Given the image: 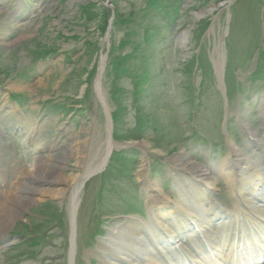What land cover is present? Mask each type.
I'll return each mask as SVG.
<instances>
[{
    "label": "rangeland",
    "instance_id": "374dc122",
    "mask_svg": "<svg viewBox=\"0 0 264 264\" xmlns=\"http://www.w3.org/2000/svg\"><path fill=\"white\" fill-rule=\"evenodd\" d=\"M87 1L101 3L104 0H28L29 4L26 5L24 10H22L23 4H20L22 0H0V86L5 89L0 95V104L3 103V99L8 93H19L26 97L22 105H8L13 106V108L5 110V112L1 110L0 106V124L6 127V132L13 137V139H5L0 142L1 146L6 149V159L10 161V178L8 180L10 182L6 186V192L4 190L0 192V207L1 211L5 207L6 214L4 215L12 214L7 213L8 211H14V214H17L13 219L14 222L11 221L12 224L10 223V228L8 227L6 231L8 235L15 229L14 226L17 222L21 219L27 220L25 214L28 211H34L33 208L37 204L48 198L59 200L68 206L77 178L65 180L64 177L79 174L88 165L96 163L103 154L104 145L102 143L107 137L106 118L95 91L94 80L89 88L91 93L87 101L88 106L92 105L91 114H89L90 119L80 116V121L75 122L71 121L69 116H62L58 112L50 113L48 111L51 103L65 102L64 98H73L74 96L77 98L78 95L83 93L85 84L82 81L85 75L81 71V67L86 63L88 65L89 62L84 55L79 56L82 53L80 48L82 41L76 37L84 36L87 29H84L83 23L85 20L77 2ZM203 1L183 0L181 18L173 26L172 31L169 32V38L162 42L163 45L154 57V59L158 58L159 61L157 64L151 65L153 81L146 87L138 101L142 111L146 113L138 122V131L142 129L145 131L144 126L149 121L148 124L152 134L146 129V136L143 139H138L139 141L137 140L135 143L132 140L128 143L122 142L123 139L117 140L120 143L118 149L134 146L135 149L139 150V162L137 163L136 159L137 164L135 163V166L140 170L144 168L143 164L146 165V160L149 158L146 154H149V149H152L150 143L154 146L160 145L161 138L158 129H161V133L165 138L164 143L159 146L157 151L161 154V152L165 153L171 148L168 143V136L181 134L180 138L182 137L184 140L183 133H186L185 136L188 135L187 133L197 135L194 132L193 124L196 132H202L208 138H211V135H216L212 133L217 131L213 130L214 128L219 129L221 127L220 116L213 129L204 126L206 121L204 117H201L199 121L193 120L192 117H185L189 111L187 99L190 96L188 94L191 91L192 94L196 93L195 89L200 80L199 75L192 77L184 69L186 60L190 59L193 52L196 51V42L192 38V34L198 31L197 26L200 20L210 17L212 20L213 48H216V45L221 43L227 21L224 10L227 3L232 0ZM131 4L135 7H141L144 0L118 1L119 9L124 13L129 11ZM242 5H244L243 8ZM237 8L242 10L239 14L233 16L234 23L231 27L233 53L230 52L231 56H229L225 73L229 105L237 98L238 92L241 91L243 94L242 88L239 87L237 82L236 69L245 67L250 53L256 50L253 46L247 45L246 38L247 42L256 39L255 33L261 27L259 26L261 25V5L258 1L241 0L237 4ZM152 24L157 25L158 23L153 20ZM159 26L155 27L159 29ZM93 27V23H90L87 27L91 32L89 37L101 39L99 35L93 33ZM123 32L124 29H121L117 36L120 37ZM59 33L64 37L57 36ZM42 44L58 46L60 53L67 52L70 54L71 60L73 59L72 62L63 60L64 55L62 54L57 55L52 60H33L32 56L29 55L30 50H38L42 47ZM106 45L108 47L109 43H106ZM129 49H131V46L125 47L123 51L126 52ZM143 52L145 56L150 54L149 50H145V46ZM256 52V69L249 79L257 78L264 81V52L259 50H256ZM254 61L253 57L249 63L251 68ZM139 62L140 55L132 60L133 65H138ZM245 71L239 70V78H243ZM25 75L28 77H25ZM11 82L16 83V85L12 88H6L11 85ZM213 82H216V80ZM119 85L124 88L123 92L120 93V103L128 107V111L123 118V125L132 127L134 125V111L130 105V78H122ZM189 85L192 88L190 90L188 89ZM216 85V83H208L205 86L201 113L209 114L206 110L207 107L209 110L212 100L219 102L220 108L223 99L220 93L217 92ZM102 90L107 99L108 88L102 85ZM49 98L52 102L47 107L43 106L42 101ZM248 105L249 102L245 97L241 106V113L237 103L236 108L233 109V114L238 115L240 113L238 115L240 120H234V123H239L240 140L237 138L235 143L241 150L247 148L246 144L249 141L247 138L249 135H246L245 131H251L255 135H250L253 139H257L256 136L264 138V124L259 118L264 106L260 102L259 106L256 107L260 113L248 116L246 114ZM244 120L248 123V130H244L240 125H245ZM228 129L230 132L233 130L229 122ZM121 131L124 132L125 130L121 129ZM143 135L145 134L143 133ZM241 136L243 140H241ZM150 137L151 142H149ZM207 140L210 144L212 143L211 139ZM216 144L218 145L216 154L209 157L210 148L207 143L196 141V143L183 142L180 144L179 142L176 152L167 161L168 166L166 168L172 170L173 166H184L183 159L176 161L174 157H183L181 154L187 155L195 160L198 167L201 168L194 172L199 179L203 171L206 172L209 169V167L206 168V165L218 167L221 158L228 153L226 146L223 147V141ZM35 149L38 154L33 157L32 153ZM142 153L143 157L141 156ZM262 153L263 151L259 155L256 154V156L264 163ZM31 165L35 166L34 173L37 172L39 165L44 173L47 171L52 172L54 175L50 176L51 178L57 176L56 181L47 180L46 177L38 178V176L27 175ZM158 172L162 173L160 170ZM134 175L135 177L136 175L142 176L136 171ZM94 180L98 182L97 178ZM157 180L163 182V173L158 176ZM65 181H68V183L64 184ZM112 183H115L113 177L103 179V201L107 203V205L105 203L99 204V207L103 209L113 206L110 201H119V197L127 191L126 179L119 180L120 187H113ZM216 183H219L218 180H216ZM15 185L18 188L13 189ZM87 191H89V188ZM13 193L14 195H12ZM15 196H18L21 201H23L22 199L26 201L20 206L19 202L15 201ZM217 199L227 207H232L233 200L226 182L221 183V193H219ZM94 201V199H91V205ZM91 205L85 203L84 209H86V206H90L89 209H91ZM83 217L84 219H80L81 238L79 239V255L76 264H89L90 259L94 260L93 263L101 264L98 257L93 253L96 250V245L90 248L85 243L88 234L92 231V228L88 226L92 215L86 218L84 212ZM59 232L60 230L57 234ZM2 240L0 239V242ZM68 240L69 229L67 223V226L63 228V234L53 238L51 244L44 245L42 254L34 258L35 264H42L43 261L44 264H67ZM8 241L14 242L15 240L10 238L5 243ZM8 249L6 244L0 246V264H12L13 261H17V258H14V252H10ZM52 255H55V258L50 262L49 257Z\"/></svg>",
    "mask_w": 264,
    "mask_h": 264
},
{
    "label": "bare ground",
    "instance_id": "6f19581e",
    "mask_svg": "<svg viewBox=\"0 0 264 264\" xmlns=\"http://www.w3.org/2000/svg\"><path fill=\"white\" fill-rule=\"evenodd\" d=\"M31 87V86H28ZM248 158H251V156H248ZM34 165L30 166V170L28 172L27 175L30 176H38V178L41 177H46L47 180L51 181H56L55 178L57 179V176H51L50 175H54L52 172L47 171L46 173H44L42 171L41 166H38L37 172L34 173ZM226 177L229 180V182L231 183V187L233 188L234 193L236 194V196L239 198V200H236V206L233 207V209L236 208H243L244 207V203L247 204V206L249 207H253L252 208V214L253 216H255V211H261L264 212V173L260 170H257L255 166L250 165L247 166V164H245V166L242 165V163H239L238 160H236L235 158H232L231 160H227L226 161ZM86 171L85 173L81 174L78 176V179L80 180L84 175H86ZM78 175V174H77ZM77 175H70L67 177H64V179L66 180H71V178H76ZM68 181H65L64 184H67ZM18 187L13 186V189H16ZM35 188V187H34ZM247 189L248 192L247 193H241L238 192L239 189ZM7 188H4V192H6ZM20 190H26V189H20ZM36 190V188H35ZM205 190H201V193L203 194ZM8 193V192H7ZM10 193V192H9ZM14 195V193L12 194ZM75 196V194L73 195V197ZM14 198V197H13ZM23 201H21V199H19L18 196H15V201H18L20 206L23 205L24 201H26L25 199H22ZM5 208V207H4ZM4 208H2L3 211H1V207H0V237L4 236L7 232V229L12 221V223L14 222V218L17 214H14V211L11 212H7V213H12L7 215L6 211L4 210ZM251 214V213H249ZM13 215V217H12ZM208 221L210 223L214 222L215 223V214L210 215V217H207ZM11 223V224H12ZM10 228V227H9ZM198 229V227H197ZM129 233H125L122 235L121 239L117 242V243H113L114 248H116V251L114 252V254L116 256H118L119 260L122 261H126V264H156L152 257H149L148 255H146V253H144V256L147 257V260L142 259L141 263L138 261L134 260V257H132V254H134L136 257H138V253H140V251H142V249L144 248L143 245H141V243H136L135 245H130L127 238H125V235H128ZM122 244V250L127 251L128 255H122V253L119 251L120 247L119 244ZM251 248L250 247H246V249ZM114 250V249H113ZM118 250V251H117ZM244 250V246L243 245H239L236 246L232 245L229 249L228 247H226V249H224L222 252H225L226 255V260H222L221 264H235L234 263V259L237 258V256H241L242 251ZM264 252V251H263ZM122 255V256H121ZM121 256V257H120ZM204 258H206L208 261L211 262V264H219V262L221 261L220 257H218L217 255H213L211 256H204ZM244 258V257H243ZM247 258V257H246ZM245 258V260H246Z\"/></svg>",
    "mask_w": 264,
    "mask_h": 264
},
{
    "label": "trees",
    "instance_id": "16d2710c",
    "mask_svg": "<svg viewBox=\"0 0 264 264\" xmlns=\"http://www.w3.org/2000/svg\"><path fill=\"white\" fill-rule=\"evenodd\" d=\"M92 7H93L92 4H89V5H87V6H82V5H81L82 10H83L88 16H89V9L92 8ZM87 10H88V11H87ZM86 11H87V12H86ZM94 17H96V16H94ZM105 20H106V16H103L102 19L99 21L98 26H99V28H100L101 30H103L104 27H105V25H106V21H105ZM206 24H207V22L205 21L202 29H204V28L206 27ZM85 47H87V48H91V52L93 53V51L96 50L98 46H97L96 43H92L91 41L88 40V41L86 42V44H85ZM92 53H91V55H92Z\"/></svg>",
    "mask_w": 264,
    "mask_h": 264
}]
</instances>
